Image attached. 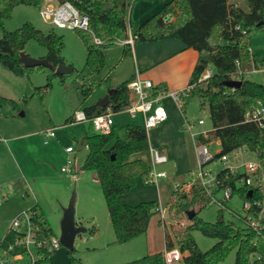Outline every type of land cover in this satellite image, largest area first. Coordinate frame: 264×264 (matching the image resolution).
I'll return each instance as SVG.
<instances>
[{"label":"trees","instance_id":"trees-1","mask_svg":"<svg viewBox=\"0 0 264 264\" xmlns=\"http://www.w3.org/2000/svg\"><path fill=\"white\" fill-rule=\"evenodd\" d=\"M46 0H0V24L11 17L16 6L25 5L40 8ZM57 3L70 2L80 13L88 16L89 30H75L85 50V66L90 77L102 70L106 62V51L122 39H126L130 20L128 12L137 0H55ZM163 5L137 26L131 34L134 45L152 43L164 39H174L186 49H193L198 58L192 70L186 96L207 102L209 118L212 124L211 136L219 141L220 155L236 149L252 152L264 166V130L244 121L245 112L256 102L264 104V85L245 79V73L257 70L256 57L249 53L251 37L264 29V0H244L248 11L229 0H160ZM173 19L166 22L164 17ZM34 40L47 50L45 60L51 69L43 66L24 67L19 54L26 44ZM98 40L99 42H96ZM64 47L62 36L53 31L43 33L32 24L25 23L14 31H4L0 38V64L16 76L28 75L31 71L46 73L47 82L43 88H35L36 93L51 88V80L63 76L55 74V68L65 65L62 57ZM131 48L123 45V55H130ZM238 63V67L236 65ZM213 74L206 80H200L207 68ZM232 75L242 82L238 89L225 87L224 82ZM107 82V78L105 79ZM130 80L118 84L108 97L105 107L94 104L82 110L88 119L103 114L107 109L112 114L125 110L129 102L127 86ZM85 83L81 86L84 87ZM91 85L86 90H91ZM109 87V85H108ZM157 88L154 93L160 91ZM11 104L12 100L0 96V107ZM79 110V109H76ZM74 110V111H76ZM72 116L65 124L72 123ZM117 125H113L107 135L85 134L87 149L81 169L93 172L102 190L110 224L114 231V244L123 245L129 240L147 231L149 220L157 213L158 202H141L137 205L123 204L118 201L120 195L128 193L137 179H145L149 165L134 155L147 150L146 132L141 123L127 124L124 138L116 134ZM231 180V179H229ZM211 204L210 197L198 185H192L189 192L174 190L167 202L173 223L163 226L164 251L146 255L125 264H165L164 252L177 248L182 254L183 264H218L235 250L234 264H264L263 237L246 227H236L217 220L207 223L198 218L197 213ZM195 211L191 220L186 213ZM34 212L33 221L40 224L41 238L46 241L42 250L44 264H49L52 253L50 239L53 233L38 211L36 205L30 207ZM183 219L184 225L180 226ZM176 223V228L172 224ZM198 230L204 236L216 239L217 243L202 252L192 236ZM12 234L6 232L0 243V249L12 240ZM69 254L71 264H81Z\"/></svg>","mask_w":264,"mask_h":264},{"label":"rangeland","instance_id":"rangeland-1","mask_svg":"<svg viewBox=\"0 0 264 264\" xmlns=\"http://www.w3.org/2000/svg\"><path fill=\"white\" fill-rule=\"evenodd\" d=\"M229 3L248 11L244 0H229ZM47 5L52 4L45 2L38 9L25 5L16 6L11 17L0 24V38L4 31H14L25 23L32 24L43 33L53 31L56 35L62 36L64 43L62 57L65 65L72 68V72L64 75L63 81L58 77L52 78L51 88L38 94L35 88L44 87L47 82L46 73L31 71L28 75L16 76L0 64V96L12 100L16 105L13 107L11 104H3L0 107V129L3 131L0 133V145H8L12 151V154L7 150V153H0V202L2 195L9 198L0 205V243L11 221L19 214L14 215L10 208L9 202L13 201L11 197L25 202V207L21 211L23 212L35 204L34 196L37 198L39 196L45 207L46 222L53 237L58 238L63 209L67 207L74 192L75 221L86 229L74 242L73 257L77 262L125 264L163 251V227L158 212L151 216L144 234L123 245L113 243L114 231L100 185L93 172L81 169L87 154L84 136L87 133L94 134V131L89 123L65 124L74 110H82L103 98L107 93L108 85H118L123 82V73L128 69L125 66L126 61H121V47L114 44L106 51L104 67L91 78L90 70L85 66L86 50L76 31L52 27L41 18L39 12ZM161 8L160 0L135 1L131 5V12H128L129 31H133ZM146 10L148 12L145 13V17L142 19L137 17ZM250 49L255 54L257 70L247 72L244 77L264 85V29L251 37ZM23 52L36 60L44 59L47 55V50L34 40L26 44ZM233 79L237 80L238 77L235 76ZM83 83H85L84 87L81 86ZM89 84H92L91 90L87 91ZM161 104L166 110L167 120L157 126L154 132H150V143L155 148H161L166 154L168 162L160 166L159 170L165 172L167 177L159 180L157 186L146 184L145 179H137L131 192L123 195H128L129 201L134 203L131 205L149 200L157 201L158 206L160 203L161 207L166 208L164 226H167L173 223L167 205L171 193L174 189L189 192L192 186L189 185L190 175L195 176L197 173L195 143L184 126L193 123L195 125L193 132L205 133L202 137L207 140L205 143L213 154L220 152L221 148L219 142L210 134L212 124L206 101L194 97L184 98L183 109H180L171 98L163 97ZM113 119L119 123L116 134L123 139L125 125L131 121L124 112L115 115ZM199 120L203 121L202 126H197ZM48 131H53L55 137L47 140L45 133ZM14 136L18 137L13 139ZM79 141L82 143L81 150H77ZM68 145L75 149L70 155L65 152ZM136 156L149 162L147 151L133 157ZM227 158L226 165L231 166L252 161L255 155L241 152L237 159L233 154H228ZM62 168H67L69 172H62ZM206 168H209L214 175L221 170L222 165L216 161ZM222 197V191L215 192V200L219 201ZM226 206L242 214V199L238 195L228 200ZM197 216L207 223H215L222 218L225 224L240 228L243 226L237 218L231 217L228 211H221L216 203L199 211ZM180 221V226L184 225L183 219ZM176 223L172 224L175 228ZM192 236L202 252L217 243L216 239L208 238L198 230L193 231ZM32 253L35 254L34 249ZM234 261L235 250L218 264H234ZM172 264H183V262Z\"/></svg>","mask_w":264,"mask_h":264},{"label":"built area","instance_id":"built-area-1","mask_svg":"<svg viewBox=\"0 0 264 264\" xmlns=\"http://www.w3.org/2000/svg\"><path fill=\"white\" fill-rule=\"evenodd\" d=\"M40 16L44 22L58 29L66 30H89V19L85 14L80 13L70 2L56 3L55 5L43 6L40 10ZM173 17L167 15L164 17L166 22L171 21ZM99 42L98 40H95ZM130 48L134 45V38L128 31L127 38L123 42ZM251 54V50H248ZM238 67V63H236ZM252 62L251 71H255ZM250 71V72H251ZM213 74L209 67L205 69L200 80H206ZM246 74V73H245ZM236 75H232L233 79ZM236 80V79H234ZM129 102L124 112L131 121H139L142 124L147 137V152L149 154V173L145 178L146 184L158 185V181L165 179L166 173L159 170V167L168 162L167 156L150 143V132L157 126L167 120V113L161 104V98L165 95L164 91L154 93L155 87L150 80L136 74L129 82L128 86ZM188 87L181 91H174L168 94L175 105L183 109V99L186 96ZM233 90V89H232ZM72 121L76 123H89L95 134L107 135L111 132L114 125L113 114L109 109L105 113L88 119L83 110L73 112ZM244 121L256 125L260 130H264V104L256 102L244 114ZM199 120L197 126L203 125ZM195 125L187 123L184 129L189 133L190 138L195 143L197 173L190 175L189 185H198L210 197L211 204L216 203L219 209L229 212L231 217L237 218L242 227H246L251 232L263 237L264 233V166L261 160L256 156L255 159L248 162H241L227 166L228 154H233L237 159L241 152L252 153L244 149H236L228 154L220 152L213 154L205 142H202L203 134L193 132ZM46 139L54 138L53 131L45 133ZM65 152L71 154L73 147H66ZM253 154V153H252ZM219 162L222 165L221 170L212 175V171L207 165L213 162ZM70 164V160L68 161ZM62 172L68 173L67 168H62ZM231 179V180H229ZM188 185V186H189ZM176 190V189H174ZM222 191L221 200H215V192ZM234 195L242 199V214L236 213L227 208V201ZM30 209V208H29ZM29 209L19 213L10 223L7 230L12 234V240L3 249H0V264H44V257L41 253L46 246V241L41 238L40 224L33 221L34 212ZM161 217L162 227L164 226L166 208L161 207L160 203L157 209ZM60 248L58 238L51 237L50 250L53 254ZM35 250V254L32 253ZM182 254L177 248L164 252L165 264H172L182 261Z\"/></svg>","mask_w":264,"mask_h":264},{"label":"crops","instance_id":"crops-1","mask_svg":"<svg viewBox=\"0 0 264 264\" xmlns=\"http://www.w3.org/2000/svg\"><path fill=\"white\" fill-rule=\"evenodd\" d=\"M45 2H47L48 4H52V5H55L57 3L55 0H46L44 1V3ZM147 12L148 10L142 11V14L141 13L138 14L137 17H140V19H142V17H145L144 15ZM123 42H124V39L116 43L118 44V46L121 47V61L122 60L126 61L125 66L128 69L127 72L123 73V76H124L123 82L126 80L131 81L134 78V76L138 73L142 77L150 79L152 83L154 84L155 90L157 88H160L161 91L165 92V95L162 96V98L169 97L168 94L171 91H181L187 87L192 70L198 58V53L195 50L184 48L183 44L177 40L164 39V40H160V41H156L152 43L135 44L131 48V54L124 56L123 55V45H124ZM116 86L117 85H110L109 87L107 86L106 91H108L109 89H114ZM123 112L124 111L117 113V114H113V117L115 115L122 114ZM113 121H114V125L119 126V123L115 121V119H113ZM137 122L139 121L138 120L131 121V123H128V124H135ZM2 132L3 131L0 129V133ZM151 132H154V129ZM17 137L18 136H14L12 138L15 139ZM201 139H202V142L207 141L206 139H203V138ZM81 145L82 143L79 141L77 150H81ZM70 146L71 145H68L67 147H70ZM157 149H159L162 153H164V151L161 148H157ZM6 150L10 154H12L11 147H9L8 145H0V153L1 152L5 153ZM148 157H149V154H148ZM132 158L142 159L140 156H136ZM27 189L29 190V187ZM1 197H2V201H5V202L8 201L9 199L8 196L2 195ZM11 199H13V201L9 202L11 206L10 208L12 209L13 214L16 215L24 209L25 202L17 200L15 199V197H11ZM34 199H35L34 205L37 206L38 211H40V213L44 216V209H45L44 204L40 200L39 196L38 198L37 196L36 197L34 196ZM2 201L0 202V205L2 204ZM118 201L120 203L128 204V205L134 204L133 202L129 201L128 195H121L120 197H118ZM45 221L47 220L45 219ZM158 252H161V251H158Z\"/></svg>","mask_w":264,"mask_h":264},{"label":"water","instance_id":"water-1","mask_svg":"<svg viewBox=\"0 0 264 264\" xmlns=\"http://www.w3.org/2000/svg\"><path fill=\"white\" fill-rule=\"evenodd\" d=\"M21 62L24 67L34 68L38 66L47 67L49 69L52 66L45 59H33L28 57L24 52L19 54ZM55 74L57 76H63L72 72V68L66 65H60L55 68ZM242 82L240 80L228 79L224 82L225 87L230 89H238ZM113 92V89H109L107 93L96 104V107L103 108L108 103V97ZM74 204L75 193L73 192L69 203L66 208L63 209V216L60 222V235L58 242L60 248L57 249L49 258V264H71L69 254L74 251V242L77 236L85 232V228L80 226L75 221L74 217ZM195 215V211L190 210L186 213L187 219L191 220ZM222 221V218L220 219Z\"/></svg>","mask_w":264,"mask_h":264}]
</instances>
